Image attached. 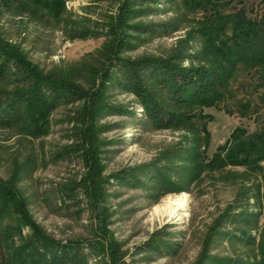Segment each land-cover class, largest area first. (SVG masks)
<instances>
[{"label": "rangeland", "instance_id": "1", "mask_svg": "<svg viewBox=\"0 0 264 264\" xmlns=\"http://www.w3.org/2000/svg\"><path fill=\"white\" fill-rule=\"evenodd\" d=\"M122 2L0 0V43L40 74L100 89L106 103L129 111L98 107L89 122L95 181L87 180L82 151L69 150L82 102L0 128V238L9 263L19 264L35 242L54 241L80 244L82 264H264V160L253 155L248 165H199L235 138L264 132V71L228 67L221 62L225 50L215 47L231 32L219 22L240 8L259 18L262 0H155L134 7L149 11L127 23L170 29L138 35L135 48L119 57L173 59L225 76L215 93L181 110L179 122L165 129L143 117L133 94L113 82L102 85L105 54L118 36L107 25ZM78 30L96 35L73 38ZM154 171L162 175L158 182H150ZM123 174L135 175L141 186L120 181ZM169 199L184 207L168 206ZM153 240L165 248L146 250Z\"/></svg>", "mask_w": 264, "mask_h": 264}, {"label": "trees", "instance_id": "2", "mask_svg": "<svg viewBox=\"0 0 264 264\" xmlns=\"http://www.w3.org/2000/svg\"><path fill=\"white\" fill-rule=\"evenodd\" d=\"M155 0H123L108 33L118 35L109 54H105L108 65L103 68L102 85L113 82L116 86L133 94L142 107L143 117L155 128L165 129L177 124L181 110L202 103L203 99L215 93L223 84V73L209 66L184 67L173 59L125 60L119 57L124 51L135 48L133 41L138 35H161L170 29L166 24L127 23L128 18L147 14L148 7L134 8ZM263 13L257 19L249 18L244 8L225 16L219 27L228 24L230 35L220 40L216 49L225 50L222 55L226 66L249 65L264 71V0ZM122 30L128 33H122ZM121 31V32H120ZM96 34L88 30L73 31L72 37L83 39ZM215 37V35H213ZM219 38V37H217ZM216 38V39H217ZM154 86L153 93L149 86ZM82 102L76 111L75 120L80 125L73 136L75 143L69 148L82 151L89 168L87 180L95 181L98 176V162L95 159L90 137L89 122L98 107L108 108L120 115H127L125 108L112 106L104 101L101 90L83 89L71 82L44 76L37 72L19 53L0 43V128L11 129L28 123L31 118L48 114L61 105ZM234 136V134H233ZM226 148L220 147L209 162H201V168L212 169L225 165H248L253 155L264 160V132H256L245 141L241 138ZM162 175L152 173L150 182H158ZM117 178L130 186H141L140 180L132 174ZM0 189V198L2 196ZM1 206V203H0ZM4 209L0 207V215ZM158 243V244H157ZM163 243L149 241L146 250L159 252ZM116 252V251H115ZM22 259V258H21ZM81 245L77 242L40 241L31 246V251L19 264H82ZM0 264H10L0 238ZM17 264V263H16Z\"/></svg>", "mask_w": 264, "mask_h": 264}, {"label": "bare ground", "instance_id": "3", "mask_svg": "<svg viewBox=\"0 0 264 264\" xmlns=\"http://www.w3.org/2000/svg\"><path fill=\"white\" fill-rule=\"evenodd\" d=\"M167 205L170 207L174 206L176 208H181L183 206V202L180 199H169L167 201Z\"/></svg>", "mask_w": 264, "mask_h": 264}]
</instances>
